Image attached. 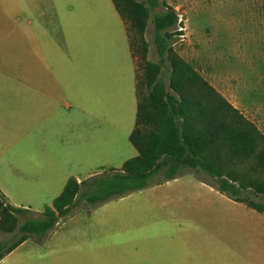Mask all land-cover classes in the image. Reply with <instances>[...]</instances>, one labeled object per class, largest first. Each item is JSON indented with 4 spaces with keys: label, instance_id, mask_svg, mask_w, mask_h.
Listing matches in <instances>:
<instances>
[{
    "label": "rangeland",
    "instance_id": "rangeland-1",
    "mask_svg": "<svg viewBox=\"0 0 264 264\" xmlns=\"http://www.w3.org/2000/svg\"><path fill=\"white\" fill-rule=\"evenodd\" d=\"M161 1L182 22L174 51L264 134V0ZM125 26L140 74L138 33ZM143 37L146 58L157 61L151 20ZM54 68L57 87L66 90L57 93L56 120L40 132L56 152L57 171L85 178L119 168L136 154L127 138L136 99L124 24L111 0H57ZM254 160L227 165L247 168L246 182L264 180ZM210 180L184 167L174 178L158 173L145 187L97 205L80 202L0 264H264V213L220 193ZM249 183L245 191L261 201ZM37 216L29 211L17 223ZM12 238L0 232V241Z\"/></svg>",
    "mask_w": 264,
    "mask_h": 264
},
{
    "label": "trees",
    "instance_id": "trees-1",
    "mask_svg": "<svg viewBox=\"0 0 264 264\" xmlns=\"http://www.w3.org/2000/svg\"><path fill=\"white\" fill-rule=\"evenodd\" d=\"M112 2L123 22L138 33L141 71L136 75L135 120L128 135L136 155L119 168L79 181L69 177L50 206L21 223L18 215L30 210L11 205L0 191V232H13L11 240L0 241V259L28 237L43 236L80 202L97 205L145 187L158 173L164 180L174 178L184 167L202 170L220 193L264 213V180L246 182L247 168L236 171L227 165L232 159L243 163L254 156V166L264 172V134L174 51V36L182 33L175 9L161 0ZM161 5L165 9L157 10ZM148 20L157 61L146 58L143 32ZM129 48L132 54L131 42ZM246 183L263 194L261 201L250 197Z\"/></svg>",
    "mask_w": 264,
    "mask_h": 264
},
{
    "label": "crops",
    "instance_id": "crops-1",
    "mask_svg": "<svg viewBox=\"0 0 264 264\" xmlns=\"http://www.w3.org/2000/svg\"><path fill=\"white\" fill-rule=\"evenodd\" d=\"M56 21L57 0H0V191L34 213L51 205L69 177L83 179L58 172L56 152L41 139L40 126L56 120L57 93L66 90L56 85Z\"/></svg>",
    "mask_w": 264,
    "mask_h": 264
},
{
    "label": "built area",
    "instance_id": "built-area-1",
    "mask_svg": "<svg viewBox=\"0 0 264 264\" xmlns=\"http://www.w3.org/2000/svg\"><path fill=\"white\" fill-rule=\"evenodd\" d=\"M179 28H181V27H179Z\"/></svg>",
    "mask_w": 264,
    "mask_h": 264
}]
</instances>
